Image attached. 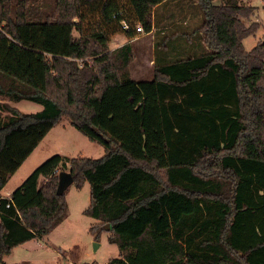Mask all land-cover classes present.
Masks as SVG:
<instances>
[{
	"label": "trees",
	"instance_id": "obj_1",
	"mask_svg": "<svg viewBox=\"0 0 264 264\" xmlns=\"http://www.w3.org/2000/svg\"><path fill=\"white\" fill-rule=\"evenodd\" d=\"M172 1L0 0V192L64 117L105 149L55 154L0 195V262L66 219L69 171L90 184V233L119 249L105 264H264V41L243 42L256 8L190 0L201 21L160 51L155 38L154 78L138 81L136 24L166 35L179 16L155 11ZM22 100L43 109L8 102Z\"/></svg>",
	"mask_w": 264,
	"mask_h": 264
},
{
	"label": "rangeland",
	"instance_id": "obj_2",
	"mask_svg": "<svg viewBox=\"0 0 264 264\" xmlns=\"http://www.w3.org/2000/svg\"><path fill=\"white\" fill-rule=\"evenodd\" d=\"M243 4L249 7H255V14L251 16L250 19H246V25H251L253 22H256L259 26L257 31L244 39V45L247 50H251L255 47L259 42L264 41V0H243ZM166 6H171L173 11H176V21L174 22L175 27L172 29H168V33L166 35H162L160 33L153 32L148 34L145 29L144 31H137L136 37L132 40V44L134 46V59L131 65L132 73L135 77H143L144 79H149L152 75V65L150 66L149 60L153 55H155V38L159 42L158 44H162L159 48V51L164 47L163 45L166 43L164 36H168L173 31L185 30L191 31L195 25L201 21L202 15L199 9H197L190 0L188 2L183 1L179 2V0H173L168 4L161 5L156 8L155 14L157 15L156 21L160 23L161 20L164 19ZM184 17H187L184 20ZM95 22V21H93ZM136 25L140 26V23ZM76 36H79L78 32H75ZM156 36V37H155ZM129 41L128 37L123 33L116 34L110 43V46L113 48L115 46H121V44ZM117 48V47H116ZM130 68V67H129ZM146 77V78H145ZM10 105L17 108L19 111L24 113H35L43 109V105L29 101L22 100L19 102L8 101ZM68 122L69 119L64 117L61 123L58 126H54L53 130L43 139L42 142H45V145L42 149H37L34 153L26 160V162L21 166V169L15 173L10 178L9 183L5 189V193L8 192L11 188L18 187V180L20 177L26 172V168L32 167L31 172L35 168H37L41 163L47 160L49 157L55 154H62L68 156H86L99 158L105 153V149L102 145L91 142L84 137L82 133H80L77 129H75L70 123V128L72 133L62 132L61 126L62 124ZM62 132L60 136H53L52 132ZM86 138V139H83ZM39 150V151H38ZM30 172V173H31ZM23 181V180H22ZM67 201L69 206L68 216L63 225L62 231H54L53 237L58 240H54L55 242L59 241L60 243H68V246L71 244L69 240V236L74 233L79 236V241L74 245L72 255L69 257L73 258L79 262L78 264H98L101 261H104L106 257L110 255V248L118 250V247L115 244H112L108 241V232L104 230L99 239H95L93 235L89 233L90 224L96 222L94 218L84 214V210L90 205V184L89 182L84 183V185L78 188L75 184H72L67 193ZM72 223V224H71ZM108 228V227H107ZM60 230V229H59ZM41 240V237H37L29 241L28 244H22L13 249L12 253L5 256L0 264H13V263H24V264H68L67 258L65 257H57V252L53 247H49L45 243L44 251L41 254H33L29 251L32 249V246H36L38 244L37 240ZM50 243V242H49ZM101 243V246L95 255L96 244ZM37 249V248H36ZM78 256H82V260L77 258Z\"/></svg>",
	"mask_w": 264,
	"mask_h": 264
},
{
	"label": "crops",
	"instance_id": "obj_3",
	"mask_svg": "<svg viewBox=\"0 0 264 264\" xmlns=\"http://www.w3.org/2000/svg\"><path fill=\"white\" fill-rule=\"evenodd\" d=\"M171 13H173V10H172V8L171 7H168V8H166L165 9V14H164V19L162 20V23L163 24H168L169 22H171L170 20H169V16H170V14ZM156 29H157V27L156 26H154L153 27V29H152V31H150V32H147L148 34H151V33H153V32H155L156 31ZM133 42V41H132ZM122 45V44H121ZM119 46V45H118ZM118 46H115V47H113V48H116V47H118ZM166 53H168V55L170 56V49H168V51L166 52ZM132 63H133V61H132ZM132 63H131V65H132ZM149 64H150V66L152 65V75H151V77L149 78V79H144L143 77H135L134 76V74L132 73V70H131V65H130V73H131V76L134 78V79H136V80H138V81H143V80H152L154 77V70H155V55H153V57H151V59L149 60ZM146 78V77H145ZM12 106V105H11ZM14 107V106H13ZM61 123V122H60ZM59 123V124H60ZM70 123V122H69ZM68 122H66V123H64V124H62V126H61V129H62V132L64 131V132H66V133H72V130H71V128H70V124H69ZM59 124H57L56 126H58ZM55 126V127H56ZM54 127V128H55ZM54 128H52L50 131H49V133L54 129ZM75 128V127H74ZM76 129V128H75ZM62 132H60V131H58V132H52L53 134V136H60L61 134H62ZM48 133V134H49ZM47 134V135H48ZM46 135V136H47ZM45 136V137H46ZM84 137H86V136H84ZM83 139H86V138H83ZM88 139V138H87ZM89 140V139H88ZM43 141V140H42ZM40 142V144L38 145V147H41V149L44 147V146H46L45 145V142ZM36 148L34 151H36L37 149H40V148ZM34 151H33V153H34ZM39 151V150H38ZM32 153V154H33ZM31 154V155H32ZM105 154V153H104ZM30 155V156H31ZM62 155V154H61ZM29 156V157H30ZM65 156H68V155H65ZM78 156V155H77ZM103 156V155H102ZM101 156V157H102ZM29 157H28V159H29ZM69 157H76V156H69ZM26 162V161H25ZM24 162V163H25ZM23 163V164H24ZM23 164H22V166H23ZM21 169V167L15 172V173H17L19 170ZM31 170H32V167H30V168H26V172H24V174L20 177V179L18 180L19 182H18V184L20 183V182H24V180L32 173L31 172ZM31 172V173H30ZM15 173L13 174V175H15ZM12 175V176H13ZM11 176V177H12ZM10 177V178H11ZM23 180V181H22ZM9 181H10V179H9ZM9 181H8V183H9ZM7 183V184H8ZM22 183H20V185L22 184ZM7 184H6V186L3 188V190L0 192V195L2 196V197H8V196H10L11 195V193L17 188V187H14V188H11L10 190H8V192L7 193H5V189H6V187H7ZM19 185V186H20ZM67 218V217H66ZM65 221H66V219H64V221L58 226V227H56L53 231H51L50 233H48V234H46V235H44V236H41V238H43L42 239V241H43V243H45L46 245H48L49 247H53L55 250H56V252H57V257L59 258V257H65V258H67V263L68 264H78L79 262H82V261H77V260H75V259H73V258H69L71 255H72V251H73V249L72 248H74V245L73 244H75L76 242H78L79 241V236L78 235H76L75 233L73 234V235H70L68 238H69V240L71 241V244L68 246V243L66 244V243H60L59 241H57V242H55L54 240H58L57 238H54L53 237V232L54 231H56V230H58V231H62L64 228H63V225H64V223H65ZM72 224V223H71ZM109 228L110 226L109 225H106V228ZM88 228H90V226L89 227H87V230H88ZM60 229V230H59ZM107 231V230H106ZM108 232V231H107ZM89 233H90V230H89ZM91 234V233H90ZM92 235V234H91ZM37 240V239H36ZM41 240H37V242H38V244H36V246H32V249H29V251L33 254V252H35L36 254H41L43 251H44V247H45V244H43V243H41L40 242ZM50 242V243H49ZM29 243V241L28 242H26L25 244L26 245H30V244H28ZM22 245V244H21ZM100 246H101V243H98V244H96V248L94 249L95 250V255L97 254V252H98V250H99V248H100ZM37 248V249H36ZM13 251V250H12ZM12 253V252H11ZM10 253V254H11ZM7 256V255H6ZM119 256V251L118 250H115V249H113V248H110V255L108 256V257H106L105 259H104V261H101V263H98V264H105V263H107L108 262V260L109 259H111V258H114V257H118ZM5 258V257H4ZM77 258H79V260H82L81 258H82V256H78ZM4 263H6V264H8L7 262H5L4 261ZM19 263V262H18ZM21 263V262H20ZM14 264V263H13ZM22 264H24V263H22Z\"/></svg>",
	"mask_w": 264,
	"mask_h": 264
},
{
	"label": "water",
	"instance_id": "obj_4",
	"mask_svg": "<svg viewBox=\"0 0 264 264\" xmlns=\"http://www.w3.org/2000/svg\"><path fill=\"white\" fill-rule=\"evenodd\" d=\"M74 182L72 173L69 171H61L59 173V183L57 191L59 194L64 193Z\"/></svg>",
	"mask_w": 264,
	"mask_h": 264
},
{
	"label": "built area",
	"instance_id": "obj_5",
	"mask_svg": "<svg viewBox=\"0 0 264 264\" xmlns=\"http://www.w3.org/2000/svg\"><path fill=\"white\" fill-rule=\"evenodd\" d=\"M125 28H129V26H128V25H125ZM136 30H137V31H144L142 25H140V26L137 25ZM8 206H9V205H8Z\"/></svg>",
	"mask_w": 264,
	"mask_h": 264
}]
</instances>
